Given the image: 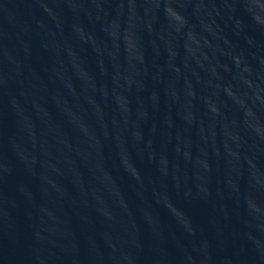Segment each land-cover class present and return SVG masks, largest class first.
Listing matches in <instances>:
<instances>
[{"label": "water", "instance_id": "95a60500", "mask_svg": "<svg viewBox=\"0 0 264 264\" xmlns=\"http://www.w3.org/2000/svg\"><path fill=\"white\" fill-rule=\"evenodd\" d=\"M0 264H264V0H0Z\"/></svg>", "mask_w": 264, "mask_h": 264}]
</instances>
